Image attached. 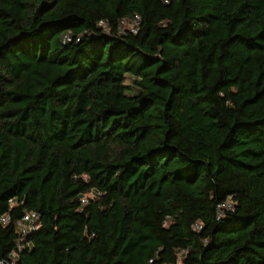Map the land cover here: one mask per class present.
<instances>
[{
  "label": "trees",
  "instance_id": "1",
  "mask_svg": "<svg viewBox=\"0 0 264 264\" xmlns=\"http://www.w3.org/2000/svg\"><path fill=\"white\" fill-rule=\"evenodd\" d=\"M3 214L13 264H264V0H0Z\"/></svg>",
  "mask_w": 264,
  "mask_h": 264
},
{
  "label": "built area",
  "instance_id": "2",
  "mask_svg": "<svg viewBox=\"0 0 264 264\" xmlns=\"http://www.w3.org/2000/svg\"><path fill=\"white\" fill-rule=\"evenodd\" d=\"M138 16H134L131 19L128 18H122L120 21V24L118 25V33L124 32L125 30H128L132 33H135L137 30V25H138ZM99 25L102 27L106 26V21L105 20H100ZM64 40H69L66 36L63 37ZM91 197V195H83L80 200L82 203H85L87 198ZM12 200L9 199L8 203L12 204ZM225 209H230V201L225 200L223 203H220L216 206V217H220L223 214V210ZM9 218L7 214H3L0 216V222L1 223H6L8 222ZM15 228H16V233L18 235V239L20 240L28 231L35 230L38 226L37 222V213L32 210H26L22 214V216L16 220L15 222ZM198 225L195 226L197 228ZM17 247H19V241H17ZM11 256H14V253H10ZM0 264H13V262H6L4 259H0Z\"/></svg>",
  "mask_w": 264,
  "mask_h": 264
}]
</instances>
